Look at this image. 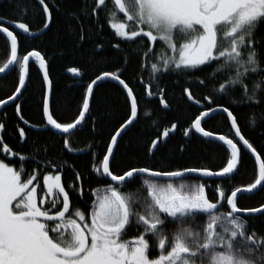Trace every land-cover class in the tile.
Wrapping results in <instances>:
<instances>
[{
	"label": "snow or ice",
	"instance_id": "1",
	"mask_svg": "<svg viewBox=\"0 0 264 264\" xmlns=\"http://www.w3.org/2000/svg\"><path fill=\"white\" fill-rule=\"evenodd\" d=\"M37 2L44 14L43 28H47L51 23L49 5L46 0ZM101 13L116 37L125 41L147 38L142 43L141 67L148 66L154 79L162 70L187 75L200 66L215 64L209 75L213 78L214 74L225 75L218 90L230 94L239 90V101L232 100L229 106L216 103L210 92L204 100L216 103V107L205 105L184 129L185 136L194 130L208 143L223 142L226 160L216 169L202 166L163 171L144 166L113 171L110 158L118 137L138 116L137 96L122 78L123 70L102 71L95 76L86 86L75 118L58 122L50 111L51 81L44 56L39 51L18 55V35L5 26L11 23L15 29L29 33V24L22 19L0 18V33L6 34L10 44V55L0 65V74H6L10 66H19L18 84L11 95L0 99V106L9 101L15 103L17 116L24 120L21 104L16 101L27 86L28 66L34 58L43 73L42 111L46 123L33 127L62 134L64 149H71L69 137L90 114V99L97 82H116L126 92V106L130 105V114L111 136L102 158L92 153V171L110 182L91 189L93 198L84 209L71 203L70 192L62 183L61 167L66 161L58 164L55 158L48 159L42 155L46 149L41 150L38 145L32 155H25L12 152L4 144V155L18 157L19 164L0 158V264H264V234L249 231L248 220L241 215H264V204L240 208L237 203L239 195L264 190V152H258L242 135L230 110L238 103L255 106L259 111L249 116V124L264 125V51L260 48L262 39L257 36L259 26L264 23V0H83L78 15L92 19L102 31ZM80 39H84L83 34ZM157 41L162 42L159 51L154 47ZM69 71L77 73L78 69ZM199 83L203 85L206 81ZM145 92L149 97L158 94L160 105L169 107L163 89L154 92L149 84ZM183 92L188 100L201 104L189 87H184ZM218 112L226 113L238 140L202 126L204 118ZM4 127L0 122V131ZM176 127L175 123L171 125L172 130ZM169 134V127H165L161 134L164 140L161 136L153 139L147 151L154 155ZM19 138L26 139L23 128H19ZM240 142L255 158L258 171L253 182L232 188L230 194L217 185L214 191L219 199H210L207 184L185 179L188 174H196L199 181L232 177L240 170ZM28 159L36 165L31 171L25 167ZM137 174L141 183L124 190V185L136 179ZM41 175L43 185L38 187ZM82 178L81 173H75L76 181ZM67 188L83 196L76 183L68 184ZM225 198L227 210L220 212L218 208L225 207L222 203ZM199 215L206 216L207 221L198 223ZM169 222L174 227L166 228ZM133 225L139 234L125 238L127 229Z\"/></svg>",
	"mask_w": 264,
	"mask_h": 264
},
{
	"label": "trees",
	"instance_id": "2",
	"mask_svg": "<svg viewBox=\"0 0 264 264\" xmlns=\"http://www.w3.org/2000/svg\"><path fill=\"white\" fill-rule=\"evenodd\" d=\"M82 2L83 0H46L51 13V23L47 31L36 38H26L14 32L18 35V55L23 56L28 51H39L47 62L51 81L50 111L54 114V118L58 122H70L78 114L76 109L82 103L87 84L102 71L122 69V78L133 88L137 96L138 116L116 143L110 161L113 171L123 172L129 167L144 166L163 171L202 166L216 169L223 166L222 162L226 160L225 145L208 143L193 130L190 131L189 136L184 135V129L189 127L191 119L202 109L193 106L187 100L183 88L189 87L193 96L201 100L200 105L203 110L205 105L215 108L216 103L229 106L232 100L239 101V90L231 94L221 93L218 90V84L223 82L225 75L214 74V78L209 75L216 67L215 64L200 66L198 70L187 75L162 70L154 79L148 66L141 67L144 62L142 43L146 42L147 38L125 41L116 37L104 19L103 13L100 16L103 30L99 31V26L92 19L78 15ZM0 18L6 21L22 19L29 24L30 32L43 29L44 14L34 0H0ZM81 34L84 39H80ZM257 36L262 39L260 48L264 51V23L259 26ZM161 43L155 42L154 47L157 51L160 50ZM8 55H10V44L6 36L0 34V65L6 62ZM148 60L151 61L152 56H149ZM18 67L14 65L8 74L0 77V99H6L15 90L18 84ZM71 68H77L78 72L68 74ZM200 80H205L206 83L201 85ZM26 84L23 95L16 103L21 104V115L28 124L17 116L15 103L0 108V122L5 125L0 131V137L3 139V143L0 144V158L18 166V157L14 159L10 155H4V144H7L12 152L25 155H32L35 146L38 145L41 150L46 149L42 151V155H46L48 159L55 158L58 164L66 161L67 163L62 164L61 167L62 183L70 192L71 203L84 209L90 206L93 198L91 189L110 182L92 171V153H98L102 158L111 136L130 114V105L126 106L125 103L126 94L113 81L100 82L92 94L90 114L69 137L71 149H64L62 134L40 127H34L40 128L39 130L32 128L34 125L45 123L42 111L43 78L35 61L29 63ZM149 84L154 92L157 89L164 90L165 98L169 102L167 109L160 105L158 94L147 97L145 88ZM210 92L213 93L216 103L204 100ZM230 110L237 118L242 135L258 152H264V125L258 124L253 127L249 124V116L259 109L248 103H238L232 105ZM173 123L177 125L174 130L171 129ZM202 126L208 131L218 135H228L229 138L236 140L225 115L212 116L204 120ZM165 127L170 129L166 143L161 142L154 155L149 153L147 148L151 146L153 139L161 136V140H164L161 134ZM19 128H23L26 132V139L23 141L19 138ZM241 156L240 170L228 179L199 181L196 177H189L186 180L207 184L206 194L210 199H218L214 191L217 185L230 194L232 188L253 182L258 171L252 158L242 148ZM25 167L31 171L36 165L32 159H28L25 161ZM76 172L82 174V180H75ZM73 182L82 188L83 196L67 188V185ZM140 183V176H136V179L124 185V190L134 189ZM42 185L41 175L38 187ZM237 203L240 208L259 207L260 204H264V190L258 189L252 194L239 195ZM223 204L225 207L219 208L218 211L227 210L226 198ZM246 218L249 231L254 229L258 234H264V215ZM196 220L202 224L207 221V217L199 215ZM165 227L170 229L174 225L169 222ZM137 234L139 232L133 225L127 229L125 238Z\"/></svg>",
	"mask_w": 264,
	"mask_h": 264
},
{
	"label": "water",
	"instance_id": "3",
	"mask_svg": "<svg viewBox=\"0 0 264 264\" xmlns=\"http://www.w3.org/2000/svg\"><path fill=\"white\" fill-rule=\"evenodd\" d=\"M37 4H38V2H37V0H34ZM39 5V4H38ZM40 6V5H39ZM41 7V9H42V6H40ZM5 26H7V27H9L11 30H13L14 32H16L17 34H19L20 36H23V37H26V38H36V37H39V36H41L43 33H45L46 31H47V29L49 28V27H47V28H43L42 30H40V31H38V32H29V33H23L22 32V30H18V29H15L14 28V26L11 24V23H5ZM0 34H3V33H0ZM3 35H5L6 36V34H3ZM31 61H35L34 60V58H33V60H31ZM30 61V62H31ZM29 62V63H30ZM13 67H14V65L13 66H10V70H8L7 72H6V74H8L12 69H13ZM6 74H0V77H3V76H5ZM41 74H42V78H43V73L41 72ZM68 74H72V72L70 71V72H68ZM26 80H27V76H26ZM100 82H102V81H99V82H97V85L100 83ZM114 82V81H113ZM116 83V82H115ZM97 85H95L94 86V89H95V87L97 86ZM122 89V88H121ZM125 94H126V92H125ZM148 98H150L149 96H147ZM91 98H92V96H91ZM186 98H187V94H186ZM188 100V99H187ZM193 106H195V107H197V108H200V109H202L203 110V107L200 105V104H196L193 100H188ZM17 102V101H16ZM90 102H91V99H90ZM11 104H14L13 102H7V104L6 105H2V106H0V108H3V107H5V106H7V105H11ZM216 115H225L226 116V113H222V112H218ZM213 116H215V115H213ZM206 119H208L207 117L206 118H204V120H206ZM203 120V121H204ZM136 121V119L131 123V124H133L134 122ZM46 123V122H45ZM130 124V125H131ZM130 125H128V126H126V129H124V130H122V133H121V135H119V137H118V140H119V138L129 129V127H130ZM25 126H28V125H25ZM33 129H36V130H39L38 128H34V127H32ZM193 132H194V130H193ZM232 132H233V135H234V130H232ZM171 133H172V131H171ZM195 133V132H194ZM196 135H198L199 137H201L202 138V136H201V134H198V133H195ZM234 137H235V135H234ZM235 139L236 140H238L239 138L238 137H235ZM217 143H220V144H223V142H217ZM116 146V145H115ZM115 146H114V149H115ZM239 146L252 158V160L254 161V163H255V158L251 155V153H250V151H248V150H246L245 148H244V146H243V144H242V142H240V144H239ZM113 156V155H112ZM112 158V157H111ZM111 158H110V161H111ZM137 176H140V174H137ZM189 177H196L197 178V176H196V174H188L186 177H185V179H187V178H189ZM105 179H107V178H105ZM107 180H109V179H107ZM214 180H217V179H214ZM110 181V180H109ZM178 181V180H177ZM217 196H218V199H219V195H218V193H217ZM222 203H223V201H222ZM218 210H219V208H218ZM241 215H243V216H245V217H248V216H254V215H259V213H257V214H247V213H242Z\"/></svg>",
	"mask_w": 264,
	"mask_h": 264
},
{
	"label": "rangeland",
	"instance_id": "4",
	"mask_svg": "<svg viewBox=\"0 0 264 264\" xmlns=\"http://www.w3.org/2000/svg\"><path fill=\"white\" fill-rule=\"evenodd\" d=\"M114 31V30H113Z\"/></svg>",
	"mask_w": 264,
	"mask_h": 264
}]
</instances>
